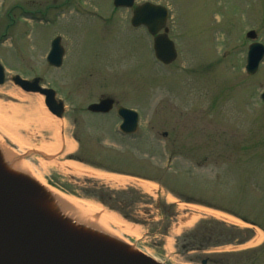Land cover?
Listing matches in <instances>:
<instances>
[{"label":"rangeland","instance_id":"1","mask_svg":"<svg viewBox=\"0 0 264 264\" xmlns=\"http://www.w3.org/2000/svg\"><path fill=\"white\" fill-rule=\"evenodd\" d=\"M144 2L168 8L177 51L168 66L156 61L146 29L131 27L132 9H115L112 0H0V169L8 165L4 175L16 177L21 191L12 193L52 202L41 196L48 194L45 184L99 206L93 218L108 213L117 221L109 223L110 235L61 210L52 228L35 222L58 254L66 224L82 243L81 255L68 248L58 264H111L128 256L144 264H221L222 254L264 244V58L254 75L244 69L246 33L254 30L264 45V0L134 5ZM57 36L60 68L46 62ZM16 75L53 89L63 116L52 115L40 94L15 85ZM103 97L116 102L109 114L87 111ZM118 106L138 113L134 134L118 130ZM66 160L123 184L90 172L65 174L57 164ZM22 163L34 177L11 175ZM5 209L34 225L13 205ZM205 218L254 235L243 244L179 253L177 239Z\"/></svg>","mask_w":264,"mask_h":264},{"label":"water","instance_id":"2","mask_svg":"<svg viewBox=\"0 0 264 264\" xmlns=\"http://www.w3.org/2000/svg\"><path fill=\"white\" fill-rule=\"evenodd\" d=\"M134 2L135 0H113L112 3L116 8H131ZM167 17L168 11L166 7L151 2H144L133 9L130 20V24L133 27L144 26L149 34L154 36V56L164 65L171 64L177 58L174 43L167 36L168 29L164 28ZM162 29L163 33H159ZM246 37L251 43L247 49L244 69L247 75L252 76L256 73L264 58V45L257 41V34L254 30L248 31ZM63 56L64 49L61 45V38L55 37L51 41L46 62L54 68H59L63 62ZM4 81L5 71L0 64V85ZM12 81L26 93H38L43 96L47 110L57 118L62 117L64 113L63 102L56 98V93L53 89L40 84V78L27 80L16 75L12 78ZM260 98L264 103V91L261 93ZM113 104V99L107 97L97 103L90 104L87 110L92 113L106 114L112 109ZM116 113L121 120L119 130L123 134L130 135L137 131L139 115L135 110L119 106ZM8 168L9 166L7 165L0 169V188L7 189L10 193L21 191L17 186L4 187L2 185V180H8V177L4 175ZM41 196L50 200L54 199L50 194L44 192H42ZM42 237L39 226L35 227L29 221L26 223L19 214H12L5 209V204L0 202V243L14 246L34 257L29 259L21 254H4L0 252V264H58L59 254ZM109 261L111 264H144L134 261L130 256L110 259ZM202 264H206V260H203Z\"/></svg>","mask_w":264,"mask_h":264},{"label":"bare ground","instance_id":"3","mask_svg":"<svg viewBox=\"0 0 264 264\" xmlns=\"http://www.w3.org/2000/svg\"><path fill=\"white\" fill-rule=\"evenodd\" d=\"M21 99L24 98V96L20 93L17 94ZM22 110V109H19ZM69 150L72 149L70 145H68ZM58 150V146L55 148L50 149L51 152H55ZM80 164L66 160L64 162L58 163L57 168L61 172L67 174V173H94L98 174L96 176L103 178L112 184L115 185H121L123 184L120 181H117L107 175L99 174L98 172H94L93 170H89L88 168H83L79 166ZM17 173H20L22 175H29L30 177H34L32 170L27 167L24 163L17 164L14 167V172L11 173L12 176L16 175ZM8 180H2L1 183L4 187H10V186H17L16 183V177L12 179L11 177L7 176ZM11 179V180H10ZM44 187H46V190L52 195L54 199H52V202H44L41 200H38L36 198H29L26 196H22L20 194L16 193H8L6 191L0 190V202L6 205L14 206L17 209H19L30 221L34 222V225H39L43 223L48 228H52L50 222L55 221L56 218H59L58 213L61 210L62 212H65L64 215L67 214H73L72 216H76L78 221L80 222H87L90 220L93 222L94 225L97 226V228L105 230V233L110 235L109 232V223H117L113 215L108 213H102L99 217L93 218L91 215L92 213H97L100 211L99 206L91 204L89 202L80 200L78 198H75L71 195H67L59 190H56L50 186H47L43 184ZM145 190H148L145 186H143ZM75 212V214L73 213ZM49 221V222H47ZM38 227V226H37ZM69 228V229H68ZM64 235L61 240V248L59 251V257L62 259H65V256L68 253L69 249H75L78 255H81L83 253V246L80 241L76 242L73 237L71 236L70 232V226L66 224V228H64ZM75 242V244H74ZM66 247H64V244H66ZM69 248V249H68ZM0 252L4 254H21L26 256L29 259H33L34 257L29 254L26 251H21L20 249L10 246L8 244L0 243ZM135 258H140L139 253H134ZM85 262V261H84Z\"/></svg>","mask_w":264,"mask_h":264},{"label":"trees","instance_id":"4","mask_svg":"<svg viewBox=\"0 0 264 264\" xmlns=\"http://www.w3.org/2000/svg\"><path fill=\"white\" fill-rule=\"evenodd\" d=\"M166 206L169 208L172 205H162V207ZM237 217L246 223L260 226L259 223L250 221L246 217L240 215ZM253 235L252 228H241L214 218H205L198 221L193 229L177 239L176 248L182 254V252L205 250L209 247L243 244L250 240ZM263 253L264 244L257 248L225 253L220 255V258L223 259L221 264H258Z\"/></svg>","mask_w":264,"mask_h":264},{"label":"flooded vegetation","instance_id":"5","mask_svg":"<svg viewBox=\"0 0 264 264\" xmlns=\"http://www.w3.org/2000/svg\"><path fill=\"white\" fill-rule=\"evenodd\" d=\"M99 100H100V99H99ZM99 100H98V101H99ZM98 101H97V102H98ZM95 115H98V114H95Z\"/></svg>","mask_w":264,"mask_h":264}]
</instances>
